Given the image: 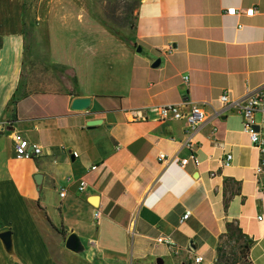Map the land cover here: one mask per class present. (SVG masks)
Returning <instances> with one entry per match:
<instances>
[{"label":"crops","instance_id":"obj_1","mask_svg":"<svg viewBox=\"0 0 264 264\" xmlns=\"http://www.w3.org/2000/svg\"><path fill=\"white\" fill-rule=\"evenodd\" d=\"M232 7L256 12L228 15ZM79 9L77 0H0V234L11 233L10 250L0 237V264H65L51 243L69 256L71 233L89 264H196L197 255L209 264L230 222L252 241V264H264L261 155L240 112L213 116L224 91L238 98L264 84V0H140L119 33ZM45 52L63 78H49ZM77 97L89 108L73 110ZM202 101L210 118L194 133L198 166L180 165L191 153L184 120L130 115ZM93 119L103 123L89 127ZM18 135L42 153L18 158ZM161 236L175 247L157 245Z\"/></svg>","mask_w":264,"mask_h":264},{"label":"built area","instance_id":"obj_2","mask_svg":"<svg viewBox=\"0 0 264 264\" xmlns=\"http://www.w3.org/2000/svg\"><path fill=\"white\" fill-rule=\"evenodd\" d=\"M256 12L254 7L246 10H240L236 7L229 8L228 15H238L245 13L247 16H252ZM170 50V49H169ZM189 76H184V82H188ZM220 108L214 111V117L220 118L226 110H236L241 113L243 117V132L247 134L253 144L260 153V160L254 168L256 182L260 189L264 191V84L257 88L249 89L243 97H232L230 91H224L219 97ZM210 106L208 101H202L199 103H191L190 105L182 103H170L165 105H157L149 108L135 109L130 112L131 119L133 121H146L151 115H154L159 120H184L189 130L185 146L191 151L190 156L182 158L180 165L185 167L188 163L193 162L196 166L200 165L201 161L195 154L198 143L194 140V133L203 126L210 118L207 112V108ZM218 131L217 126L213 125L212 134L215 135ZM15 153L18 158H33L35 155L42 153L40 146L30 145V142L21 137H16ZM78 156L77 153H74ZM160 159H166L164 153L160 154ZM234 156L230 152H225L222 164L224 167H230L232 165ZM95 168V167H94ZM87 182L82 180L80 182V190H85ZM95 218L99 219L102 216L100 210H96ZM191 215V211H187L184 215V219H187ZM259 220L263 217L259 216ZM156 244H165L170 248L175 247V242L169 236H161L156 239ZM194 262L201 264L203 262L202 256H195ZM213 264V263H209Z\"/></svg>","mask_w":264,"mask_h":264},{"label":"rangeland","instance_id":"obj_3","mask_svg":"<svg viewBox=\"0 0 264 264\" xmlns=\"http://www.w3.org/2000/svg\"><path fill=\"white\" fill-rule=\"evenodd\" d=\"M139 2L140 0H77V3L80 5V18L84 21H98L99 24L106 26L115 33H119L122 29L133 25ZM75 11L78 10L75 8ZM50 55V52H47L44 57L47 63L46 70L52 73L49 74V78L51 80L58 76L63 78L65 71L62 68L54 67V62ZM248 241L249 239L246 237L230 240L227 235L220 241L228 258V264H252L249 254L247 255L245 253L246 249L243 248L244 245L248 244ZM51 247L54 258L58 262H64L65 264H89L86 256H84L88 250L86 245H84L85 250L83 252L79 254L71 252L68 254L69 256H65L58 245L51 243ZM166 263L168 264V262ZM213 264H216V260Z\"/></svg>","mask_w":264,"mask_h":264},{"label":"water","instance_id":"obj_4","mask_svg":"<svg viewBox=\"0 0 264 264\" xmlns=\"http://www.w3.org/2000/svg\"><path fill=\"white\" fill-rule=\"evenodd\" d=\"M138 52H141L142 49L141 47L137 48ZM161 60L158 59L153 63V67H158L160 65ZM90 102L91 99L88 97H77L72 101V109L73 110H78V111H82V110H86L89 108L90 106ZM103 123L102 119H93V120H89L87 122V125L89 127H95L97 125H100ZM42 178L43 175L41 174H36L35 175V180L37 182L38 185H40L42 183ZM0 237L2 238L5 247L7 250L11 249V233L9 231H4L3 233L0 234ZM66 248L72 252L75 253H79L82 252L84 250V245L82 244V241L80 239V237L76 234V233H71L68 238L66 239ZM158 264H163V261L161 258H159L157 260Z\"/></svg>","mask_w":264,"mask_h":264},{"label":"trees","instance_id":"obj_5","mask_svg":"<svg viewBox=\"0 0 264 264\" xmlns=\"http://www.w3.org/2000/svg\"><path fill=\"white\" fill-rule=\"evenodd\" d=\"M3 135V131H0V137ZM228 236L230 240H235V239H241L242 237L248 238L242 231V229L235 224L234 222L227 223L226 225V230L224 234L221 237V240L225 237ZM249 239V238H248ZM252 241L249 239L248 244L244 245V249H246V254H249L250 258V248H251ZM243 252V249H242ZM228 258L226 257V254L223 250V247L221 244L218 245L217 247V256H216V264H228ZM251 262V260H250ZM252 263V262H251Z\"/></svg>","mask_w":264,"mask_h":264}]
</instances>
